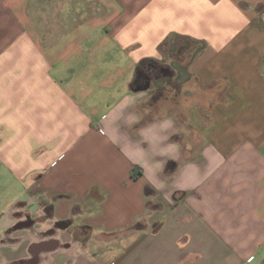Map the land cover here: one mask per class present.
<instances>
[{
	"label": "crops",
	"instance_id": "obj_1",
	"mask_svg": "<svg viewBox=\"0 0 264 264\" xmlns=\"http://www.w3.org/2000/svg\"><path fill=\"white\" fill-rule=\"evenodd\" d=\"M262 263L264 0H0V264Z\"/></svg>",
	"mask_w": 264,
	"mask_h": 264
},
{
	"label": "trees",
	"instance_id": "obj_2",
	"mask_svg": "<svg viewBox=\"0 0 264 264\" xmlns=\"http://www.w3.org/2000/svg\"><path fill=\"white\" fill-rule=\"evenodd\" d=\"M166 43H167V41L164 40L163 43H161L160 48H162ZM183 46H184V45H183ZM142 64H143V63L139 64L138 68H140ZM136 78H138V77L135 76V80H136ZM262 264H264V263H262Z\"/></svg>",
	"mask_w": 264,
	"mask_h": 264
},
{
	"label": "flooded vegetation",
	"instance_id": "obj_3",
	"mask_svg": "<svg viewBox=\"0 0 264 264\" xmlns=\"http://www.w3.org/2000/svg\"><path fill=\"white\" fill-rule=\"evenodd\" d=\"M148 77H149V78H151V77H152V75L148 74Z\"/></svg>",
	"mask_w": 264,
	"mask_h": 264
},
{
	"label": "water",
	"instance_id": "obj_4",
	"mask_svg": "<svg viewBox=\"0 0 264 264\" xmlns=\"http://www.w3.org/2000/svg\"><path fill=\"white\" fill-rule=\"evenodd\" d=\"M147 84H149V82L147 83ZM147 87V85L145 86V87H143V88H146ZM139 89V88H138Z\"/></svg>",
	"mask_w": 264,
	"mask_h": 264
},
{
	"label": "rangeland",
	"instance_id": "obj_5",
	"mask_svg": "<svg viewBox=\"0 0 264 264\" xmlns=\"http://www.w3.org/2000/svg\"><path fill=\"white\" fill-rule=\"evenodd\" d=\"M98 239H102V237H99Z\"/></svg>",
	"mask_w": 264,
	"mask_h": 264
}]
</instances>
